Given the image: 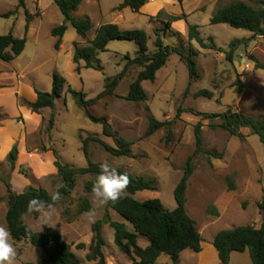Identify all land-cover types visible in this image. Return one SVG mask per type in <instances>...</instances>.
<instances>
[{"label": "rangeland", "instance_id": "rangeland-1", "mask_svg": "<svg viewBox=\"0 0 264 264\" xmlns=\"http://www.w3.org/2000/svg\"><path fill=\"white\" fill-rule=\"evenodd\" d=\"M21 1L24 7L20 8L16 16L0 17V35L13 32L18 38H24L27 35L26 11L35 17L41 16L43 12L44 16L42 22H37V25L42 23L40 32L30 37L26 56L16 62L30 71L22 80L21 88L14 90L17 92L15 103L18 112L8 101L12 93L10 88L14 85L0 88V225L7 227V183L17 194L30 187L44 188L51 194L59 190L58 186L63 185V181L54 164L55 152L63 164L77 168L88 166L81 138L91 139L87 150L92 162L106 161L111 167L133 177L156 180L154 192H139L134 196L135 199H159L166 210H175V189L183 177L188 159L195 153V130L201 124L204 149L217 153L221 159L199 154L193 160L194 172L189 181L187 210L197 223L203 239V250L201 253L191 250L183 252L180 264H220L213 245L219 232L240 226H262L263 216L258 204L264 195V145L250 129H241L246 138L240 139L219 128L222 122L220 118L205 119L198 113L219 115L231 110L232 113L242 112L255 118L264 117V70L256 69L252 61L254 56L264 65V36H255L249 31L226 24L211 25L210 21L215 11L227 4L243 1L257 5L264 0H188L184 6L177 0H150L149 11L153 16L135 14L126 9L125 20L120 18V12L112 11L125 0H87L77 13L88 14L94 29L87 39H78L76 30L69 26L61 51L55 49L56 39L51 30L64 24L65 19L54 0H40V3L37 0H0V15L14 10ZM181 15L186 16V21H178L175 29L163 30L170 16ZM104 24H118L123 30L146 31L152 53L156 51L157 34L166 46L181 47L186 53L195 49L198 51V79L190 83L188 65L178 55L172 54L166 66L157 73L154 82L142 83L149 96L148 101H128L126 97L130 86L141 68L129 65L128 57H136L138 46L135 42L127 41H112L108 51L100 53L98 59L102 71L86 69L82 62L78 73L71 56L73 43L78 39L81 46H86L95 37L96 27ZM189 26H197L209 46L215 45L227 51L232 43H236L234 61H228L221 51L203 49L196 41H190ZM175 33H180L181 37ZM34 47L37 50L31 58ZM56 71L67 79L73 90L83 92L87 100L97 98L105 90L106 77L124 73L115 94L102 98L89 111L96 117L108 118L120 137L134 143L131 157L113 156L96 141L101 140L116 148L114 140L103 134V125L90 120L77 105L73 94L67 91L56 101L55 127L51 132L48 131L52 110L34 113L31 99L35 88L44 92L52 91L53 74ZM8 72L6 75H10ZM5 78L8 79V76ZM241 85L243 88H240ZM202 90L212 92L213 97H198L197 93ZM179 112L180 116L177 117ZM151 115L162 122L173 121L171 134L163 128L153 136L146 137ZM212 124L217 128H212ZM15 145L18 146L19 156L16 168L12 170L8 157ZM92 179L91 175L80 176L74 192L56 206L53 217L54 229L67 243L72 244L74 253L84 264H96L86 259L95 222L104 220L109 213L112 221L125 224L129 230H133L117 212L108 210L107 205L96 207L93 194L87 193L85 189L87 182ZM85 199L92 205L94 218L90 219L86 212H79ZM210 210L217 211L218 215ZM23 223L35 232L53 228L42 225L40 215L36 217L33 213L27 214ZM103 236L107 264H132L130 258L117 247L115 231L107 223L103 225ZM11 242L17 250L15 264H37L46 257L41 248L34 247L28 240L15 243L11 239ZM79 244H85L86 249H78ZM139 245L147 247L148 239L140 237ZM251 263L249 251L234 252L231 256L230 264ZM156 264L173 262L169 256L162 255Z\"/></svg>", "mask_w": 264, "mask_h": 264}, {"label": "trees", "instance_id": "trees-1", "mask_svg": "<svg viewBox=\"0 0 264 264\" xmlns=\"http://www.w3.org/2000/svg\"><path fill=\"white\" fill-rule=\"evenodd\" d=\"M85 0H54L64 16L65 22L62 25L53 28L51 34L57 39L55 49L60 50L62 39L67 33L69 26H72L82 39H87L88 34L94 29V23L89 17L78 18L75 13ZM185 0H177L179 4H183ZM150 0H125L116 10L123 11L125 9L132 10L135 14H139L140 10L146 6ZM24 7V2L12 11L1 14L2 18H11L18 14L20 8ZM161 15V13H159ZM186 16H170L164 26L165 32L172 29V24L181 20H185ZM35 19V15L26 11V27L28 32L31 22ZM150 19H153L151 17ZM211 25L226 24L235 29H242L251 32L255 36H264V2L257 5L238 1L227 4L218 8L213 14ZM159 32V30H157ZM181 37L180 33H175ZM188 37L190 41H196L203 49H211L221 51L225 54L228 61H234V55L237 50V44L232 43L229 50H224L215 45L209 46L198 31L197 26H189ZM149 36L146 31L141 29L123 30L118 24H104L96 29L95 37L89 41L86 46H81L79 42L74 43L73 62L77 65V72L81 71V63H85L86 69H94L102 71L98 56L100 53L108 51V46L112 41L135 42L138 46L136 57L129 60V65H137L141 68L136 80L131 84L126 99L130 102L145 103L149 96L142 86L143 82H154L157 73L166 66L172 54H176L184 61L189 68L190 83L198 79V65L196 57L198 51L190 49L189 53L181 47H171L164 45L163 39L157 34L155 42L156 51L151 52L149 47ZM27 45V39L17 38L13 32L6 35H0V62L10 63L23 54ZM252 61L258 70H264V65L254 56ZM2 69L0 66V75ZM124 77V73L115 77H106L105 90L95 99L87 100V96L83 92L72 89L67 79L59 72L53 74V89L51 92L40 91L35 88L36 101L31 105V109L36 114H41L43 110L50 109L52 114L49 119L48 131L51 132L55 127V109L56 101L62 98L65 91L73 94L77 105L85 111L86 116L95 123L103 125V134L114 140L116 148L96 140L104 146V148L113 156L131 157V147L133 142L127 141L120 137L115 131L106 117H96L89 108L96 105L99 100L106 96H113L117 90L119 83ZM1 88V87H0ZM243 88V85L240 86ZM197 96L213 97V93L202 90ZM181 112V111H180ZM180 112L177 114L179 117ZM205 119L220 118L221 124L219 128L229 132L230 135L245 139L246 136L241 133V129H250L254 136H257L264 145V117L255 118L242 112L232 113L228 110L225 113L214 115L208 113H198ZM2 118L0 117V124ZM174 122H162L155 116L149 117V125L146 137L153 136L159 130L166 128L168 134H171V127ZM212 128H217L212 124ZM202 125L196 126V150L191 156L184 168V174L175 189V200L177 207L173 211L166 210L159 199H150L147 201H139L134 196L139 192L155 191L156 180L152 178L133 177L129 173L117 169L121 174H127L130 184L126 189V193L116 203L109 202L108 210L117 212L125 219L133 230H129L125 224L114 222L110 218V214L106 215L104 220L97 221L93 224V239L89 246V253L86 256L88 262L96 264H107V258L104 253L106 241L103 236V225L109 224L115 231V243L119 250L128 256L132 264H156L162 255L171 258L173 264H180V256L183 252L191 250L195 253H201L203 250V239L197 227L196 221L189 215L187 210V192L189 181L194 172L193 160L199 154L213 156L215 159H221L220 155L204 149V141L202 136ZM83 150L87 156V167H72L63 164L56 157L55 167L58 174L62 178L63 185L59 188L62 199L56 206L62 204L65 198L72 195L76 186L77 179L80 176L91 175L93 179L87 182L85 189L87 193H92V186L100 172V164L94 163L88 157L87 146L91 139H82ZM19 156L18 146L15 145L8 157L12 170L16 168V162ZM8 189V205L9 210L6 215L7 228L11 233V238L15 243L22 240H28L34 247L41 248L46 257L37 264H84L78 259L73 251L72 244L67 243L62 235L54 228H48L41 232H35L30 226L23 223L24 217L29 214L28 203L33 198H39L50 201L51 193L44 188L30 187L25 192L17 194L13 191L10 183H7ZM262 216L263 223L260 228L255 226H240L229 230H223L217 234L213 245L217 252L220 264H230L231 256L234 252L244 253L249 251L251 264H264V195L258 204ZM92 205L89 200L85 199L81 203L79 209L80 214L89 213ZM214 215H218L217 211L210 210ZM36 217L38 213L31 212ZM140 237L146 238L149 245L142 248L139 245ZM78 249H86L85 244H79ZM33 264V263H27Z\"/></svg>", "mask_w": 264, "mask_h": 264}, {"label": "clouds", "instance_id": "clouds-1", "mask_svg": "<svg viewBox=\"0 0 264 264\" xmlns=\"http://www.w3.org/2000/svg\"><path fill=\"white\" fill-rule=\"evenodd\" d=\"M130 184L127 174H121L116 168L111 167L106 161L100 164V172L92 186V194L96 207H103L109 202L116 203L125 194ZM62 187L61 186H58ZM62 199L59 190L51 194L50 201L33 198L28 203V211L38 213L42 219V225L53 227V217L56 212V204ZM89 218H94L95 212L88 213ZM9 229L0 225V264H15L17 250L11 242Z\"/></svg>", "mask_w": 264, "mask_h": 264}, {"label": "crops", "instance_id": "crops-1", "mask_svg": "<svg viewBox=\"0 0 264 264\" xmlns=\"http://www.w3.org/2000/svg\"><path fill=\"white\" fill-rule=\"evenodd\" d=\"M38 3H40V0H37ZM162 0H160L161 2ZM188 0L184 1L183 5H185V3L187 2ZM84 2H87V0H85ZM83 2V3H84ZM82 6V5H81ZM80 6V7H81ZM151 4L148 3L146 6H144L141 10H140V13L139 14H145L147 16H153L151 15L152 13H150L149 11V8H150ZM118 6L114 7L112 9V11L114 12H120V18L125 20V14H124V11L126 10H123V11H118L116 10ZM80 9V8H79ZM79 11V10H78ZM77 11V12H78ZM77 15H75L76 17L78 18H84V17H89L88 14H80V13H77ZM80 14V15H79ZM187 15V14H186ZM44 14L43 12L41 13V16L39 17H35V19L31 22L30 24V27H29V30L26 35V39H27V45H26V48H25V51L23 52V54L21 56H19L16 60L10 62V63H7V62H0V66H1V69H2V74L0 75V87H3L5 85H11V87L14 85V87L10 88L11 90V94L9 95V99L8 101L10 100V103H12V105L14 106V108H16V98H17V92L15 91H18L19 88H21V84H22V80L25 79V77L27 76V74H29V68H24V67H20V65H17L16 62L19 58H21L22 56H26V53H27V49H28V45H29V41H30V37H34L36 36L39 32H40V29H41V24L38 23L37 25V22H42V18H43ZM181 21H186V20H181ZM176 23H173L172 24V27L175 29L176 28ZM95 27V26H94ZM99 26L96 27V29L98 28ZM55 28V27H54ZM53 30V29H52ZM51 30V32H52ZM66 35V34H65ZM15 36V35H14ZM79 36V35H78ZM18 38V36H15ZM65 37V36H64ZM81 37L79 36L78 39H80ZM56 39V38H55ZM78 39L75 41V42H79ZM63 41H64V38L62 39V44H61V48L60 49H63ZM56 42H57V39H56ZM74 42V43H75ZM74 43H73V47H74ZM56 44V43H55ZM37 50V47L35 48L34 47V53H32L31 55V58H33L34 54H35V51ZM61 51V50H59ZM74 51L75 49L73 50L72 52V58H73V55H74ZM29 56V55H27ZM74 63V62H73ZM82 64V63H81ZM75 65V64H74ZM17 66V67H16ZM19 69V70H18ZM6 71H9L8 73H10V75H6ZM5 76H8V79L5 78ZM5 78V79H4ZM5 80V81H4ZM15 90V91H14ZM15 92V93H14ZM35 94V93H34ZM32 95V104L36 101V94L35 95ZM31 104V105H32ZM7 107V106H6ZM6 111H7V108H5ZM17 110V108H16ZM18 112V110H17ZM95 263V262H94Z\"/></svg>", "mask_w": 264, "mask_h": 264}]
</instances>
